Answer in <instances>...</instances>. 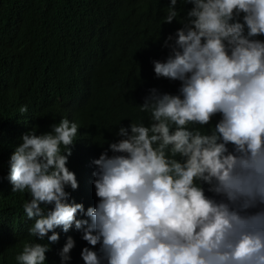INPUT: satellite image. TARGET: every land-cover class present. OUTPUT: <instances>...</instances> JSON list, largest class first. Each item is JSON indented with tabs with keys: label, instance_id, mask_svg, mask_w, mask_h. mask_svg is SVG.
<instances>
[{
	"label": "clouds",
	"instance_id": "clouds-1",
	"mask_svg": "<svg viewBox=\"0 0 264 264\" xmlns=\"http://www.w3.org/2000/svg\"><path fill=\"white\" fill-rule=\"evenodd\" d=\"M116 2L90 11L104 21L103 35L124 29V22L113 25L122 22ZM177 2L170 0L165 22L178 16ZM183 2L182 27L165 40L168 56L161 60L160 50L152 61L157 77L180 81L178 93L151 88L139 105L150 122L120 126V139L111 142L115 132L105 138L108 149H91V177L86 161L75 175L67 160L82 129L71 114L105 93L87 92L101 59L63 57L59 74L50 71L40 83L59 94L64 85L75 88L80 106L62 110L59 118H66L48 131L21 135L8 179L13 192L31 194L23 205L30 233L42 241L51 231L47 239L56 242L55 229L62 232L60 264L71 259L78 237L92 247L81 250L85 264H264V0ZM111 59L119 67L125 57ZM217 113L210 132L195 127ZM48 249L26 243L15 259L45 264Z\"/></svg>",
	"mask_w": 264,
	"mask_h": 264
},
{
	"label": "trees",
	"instance_id": "trees-1",
	"mask_svg": "<svg viewBox=\"0 0 264 264\" xmlns=\"http://www.w3.org/2000/svg\"><path fill=\"white\" fill-rule=\"evenodd\" d=\"M109 1L114 0H0V45H2L0 46V54H2L0 55V264H18L15 258L23 251L24 245L36 242L49 244V249L45 254V264H60L61 262L59 253L66 243L64 240L59 241L62 232L55 229L59 233V239L56 242H51L47 239V235H51V231L42 241L30 233L31 223L26 216L23 205L31 199V194L27 189L13 192L12 184L8 179V173L10 156L15 147L21 142L20 137L23 133L33 128H35L37 134L48 131L50 130L49 125L51 122H59L60 118L58 121L56 120L64 108L67 109L69 105H72L71 108L74 107L72 108L74 111L79 108L80 102L76 101V98L74 100L73 96L76 93H74L75 88L64 85L66 93L59 94L54 92V86L49 87L50 84L40 86L42 81L47 82L44 77L48 72L51 71L55 76L59 74L61 68L57 63L63 57L83 52L84 54H88L92 60L100 58L103 66L97 72L98 79L94 80L93 85L95 86L96 84L97 88L105 85L102 88L106 89L105 91H110V94L108 92L104 93L105 96L103 95V98H101H105L104 100H99L104 103H100L99 101L98 103H92L84 107L82 112L80 111V117L79 115L73 116V118L79 119L82 123L79 135H86L84 137H77V151L69 146L71 148V155L68 157L67 167L74 171L75 175L78 166L80 167L81 163L85 161V156L82 154L83 150H90L91 148L97 150V153L100 154L108 149L109 144H103L105 138L111 132H115L116 135V138L111 142L120 139L118 135L120 126L130 125L131 122H150V114L139 110V103L144 102V97L149 93L151 88H157L161 92L178 93L180 81H173L162 76L157 77L152 61L156 60L155 58L160 54V50L161 54L164 55L163 57L168 56L170 48L165 46V40L169 34H174L176 29L182 27L181 20L186 16L187 3H184L183 0H178L175 6L178 10V16L173 18L169 23L165 22L164 19L167 16L170 0H117L116 4L112 6L114 11L122 16V22L113 25L116 27L121 26L124 22V29L116 33L111 32V34L103 35L105 30H102L100 25L104 24V21L91 17L90 11L98 3H107ZM126 15H128L134 27L129 24ZM258 38L264 40V35ZM144 47L148 51L150 49L149 53L152 51L149 54L151 56H148V51H145ZM155 54L157 57H155ZM116 55L125 57L122 63L123 65L127 64V66H123L121 63L120 68H117V65L115 66L111 61L112 56ZM146 57L147 59H145ZM164 59L166 58H162L161 60ZM128 63L132 68L128 66ZM135 63L136 66H134ZM106 64L111 65V68ZM105 65L106 69L104 68ZM138 65L144 66V71L141 75L140 69H135ZM113 67L116 68L113 69ZM137 69L139 71H136ZM106 72L109 74H104ZM93 74L95 75L96 73ZM102 76L104 77L102 78ZM103 79L107 81L102 82ZM108 83L110 84L109 87ZM177 83L179 84L178 86H176ZM111 85L114 86L112 87ZM58 87H63V85H59ZM121 89H123V93ZM115 90L116 92H114ZM128 91L131 92L129 93ZM122 94L129 97L125 96L123 98ZM140 97H142V100ZM99 98L100 96L96 97V99ZM127 98L130 99L127 101ZM138 98L139 101H137ZM45 100L49 102V105L45 104ZM53 100L56 101H54V105L52 106L51 102ZM68 100L72 102L68 103ZM112 100H119V103H115L116 101L113 102ZM107 101L110 103H108L109 105ZM120 104L124 105V109ZM131 104L136 105V109ZM21 106H26L27 112L21 113ZM126 106L129 109L132 107L130 111ZM61 107L63 108L61 109ZM137 107L139 108L137 109ZM55 108L57 110H54ZM121 110L126 111L121 112ZM131 110H135L136 112L131 113ZM105 111L107 113H104ZM52 113L57 116H52ZM118 113L120 117L117 116L119 115ZM125 115L131 118L128 120L127 116V119L125 118L124 121ZM106 117L109 120H114V123L106 120ZM114 117L117 119H114ZM211 119L206 124L207 126L196 124L195 127H205L206 131L210 132L215 123L220 119V114H215ZM144 120H147V122ZM115 122L118 124L119 122L123 123L118 125ZM204 187L207 189L206 184ZM206 194L210 193L206 191ZM42 204L44 203L42 202ZM74 241V247L69 253L71 259L67 264H85L81 257V250L85 246L92 247L82 237H78Z\"/></svg>",
	"mask_w": 264,
	"mask_h": 264
},
{
	"label": "bare ground",
	"instance_id": "bare-ground-1",
	"mask_svg": "<svg viewBox=\"0 0 264 264\" xmlns=\"http://www.w3.org/2000/svg\"><path fill=\"white\" fill-rule=\"evenodd\" d=\"M15 13H16V12H15ZM16 16H17V15H16ZM16 16H15V17H16ZM0 17H1V16H0ZM6 17H7V16H6ZM9 20H10V19H9ZM88 25H89V24H88ZM89 26H90V25H89ZM142 27H143V26H142ZM84 32H85V31H84ZM80 33H81V32H80ZM110 36H111V35H110ZM84 38H85V35H84ZM89 39H90V38H89ZM0 41H1V40H0ZM95 42H96V41H95ZM61 44H62V43H61ZM93 45H94V44H93ZM0 46H2V45H0ZM89 46H90V45H89ZM77 47H78V46H77ZM1 48H2V47H1ZM139 48H140V47H139ZM78 49H79V48H78ZM81 49H82V48H81ZM113 49H114V48H113ZM144 49H146V48L144 47ZM137 50H138V47H137ZM152 50H153V49H152ZM141 51H142V50H141ZM145 51H148V50L146 49ZM145 51H144V53H146ZM149 51H150V49H149ZM149 51H148V56H151V55H149V54H150L152 51H151L150 53H149ZM62 53H63V51H62ZM116 53H117V52H116ZM155 53H156V52H155ZM89 54H90V53H89ZM153 54H154V51H153ZM0 55H2V54H0ZM48 55H49V54H48ZM140 55H141V54H140ZM155 55H156V54H155ZM155 55H153V56H155ZM60 56H61V55H60ZM66 56H67V55H66ZM66 56H65V57H66ZM92 56H93V55H92ZM146 56H147V55H146ZM158 56H159V55H158ZM163 56H164V55H163ZM139 57H141V56H139ZM139 57H138V58H139ZM142 57H143V56H142ZM142 57H141V58H142ZM155 57H157V55H156ZM3 58H4V57H3ZM135 58H136V57H135ZM141 58H140V59H141ZM157 58H158V57H157ZM157 58H155V59H157ZM162 58H166V57H162ZM109 59H110V58H109ZM109 59H108V61H109ZM145 59H147V57H146ZM145 59H144V60H145ZM8 60H9V59H8ZM102 60H103V59H102ZM105 60H106V59H105ZM110 60H111V59H110ZM141 60H142V59H141ZM141 60H140V61H141ZM106 61H107V60H106ZM111 61H112V60H111ZM142 61H143V60H142ZM109 62H110V61H109ZM127 62H128V61H127ZM127 62H126V63H127ZM134 62H136V61H134ZM145 62H146V60H145ZM3 63H4V62H3ZM124 63H125V62H124ZM129 63H130V62H129ZM129 63H128V66H129ZM101 64H102V62H101ZM111 64H112V62H111ZM130 64H131V63H130ZM106 65H108V64H106ZM106 65L104 66L105 69H106ZM114 65H115V64H114ZM114 65H113V66H114ZM122 65H123V63H122ZM125 65L127 66V64H125ZM125 65H123V66H125ZM3 66H4V65H3ZM108 66H109V65H108ZM110 66H111V65H110ZM110 66H109V67H110ZM115 66H116V65H115ZM123 66H122V67H123ZM134 66H136V63H135ZM134 66H133V67H134ZM122 67H121V68H122ZM129 67L132 68V66H129ZM140 67H141V66L138 65V67H135V69H136V68H140ZM110 68H111V67H110ZM114 68H116V67H113V69H114ZM117 68H118V66H117ZM119 68H120V66H119ZM127 68H128V67H127ZM131 68H129V69H131ZM150 68H151V67H150ZM108 69H109V68H108ZM125 69H126V68H125ZM119 70H120V69H119ZM127 70H128V69H127ZM127 70H126V71H127ZM131 70H133V69H131ZM150 70H152V69H150ZM107 71H108V70H107ZM109 71H110V70H109ZM114 71H115V70H114ZM120 71H121V70H120ZM124 71H125V70H124ZM124 71H122V72H124ZM136 71H139V69H137ZM104 72H105V71H104ZM112 72H113V70H112ZM116 72H118V71L116 70ZM122 72H121V74H122ZM147 72H148V71H147ZM99 73H100V72H99ZM150 73H151V72H150ZM44 74H45V73H44ZM102 74H103V73H102ZM104 74H109V73L106 72V73H104ZM104 74H103V75H104ZM111 74H113V73H111ZM119 74H120V72H119ZM93 75H94V74H93ZM97 75H98V74H95V75H94V76H95V79H98V78H97ZM113 75H114V74H113ZM144 75H145V74H144ZM116 76H118V75H116ZM142 76H143V75H142ZM103 77H104V76H102V78H103ZM107 77H108V76H107ZM102 78H101V79H102ZM116 78H117V77H116ZM112 79H113V78H112ZM105 80H106V79H105ZM105 80L103 79L102 82L105 81ZM109 80H110V79H109ZM144 80H145V79H144ZM106 81H107V80H106ZM142 81H143V80H142ZM173 81H174V80H173ZM43 82H44V81H43ZM112 82H113V81H112ZM171 82H172V81H171ZM109 83H110V82H109ZM109 83H108V87H109V85H110ZM161 83H162V82H161ZM175 83H176V81H175ZM171 84H172V83H171ZM173 84H174V83H173ZM179 84H180V82H179ZM179 84L177 83V85H176V84H175V85L178 86ZM114 85H115V84H114ZM114 85H113V86H114ZM116 85H117V84H116ZM126 85H127V84H126ZM129 85H130V84H129ZM99 86H100V84H99ZM103 86H105V85H102V86H100V87H103ZM111 86H112V85H111ZM111 86H110V87H111ZM113 86H112V87H113ZM124 86H125V85H124ZM159 86H160V85H159ZM164 86H165V85H164ZM167 86H168V85H167ZM170 86H173V85H170ZM3 87H5V86H3ZM3 87H2V88H3ZM69 87H70V86H69ZM100 87H99V88H100ZM106 87H107V84H106ZM112 87H111V88H112ZM127 87H128V86H127ZM174 87H175V86H174ZM5 88H6V87H5ZM122 88H123V86H122ZM176 88H177V87H176ZM96 89H97V87H96V84H95V86L93 85L91 88L87 89V92H93V91H95ZM115 89H118V88H115ZM40 90H41V89H40ZM71 90H72V89H71ZM71 90H70V92H71ZM124 90H125V88H124ZM111 91H112V90H111ZM122 91H123V89H121V92H122ZM75 92H76V91L74 90V93H75ZM105 92H108V93L110 94V91H105ZM114 92H116V90H115ZM114 92H112V93H114ZM118 92H119V91H118ZM118 92H117V93H118ZM128 92H129V91H128ZM130 92H131V91H130ZM130 92H129V93H130ZM140 92H141V91H140ZM45 93H46V92H45ZM122 93H123V92H122ZM125 93H127V92H125ZM129 93H128V94H129ZM142 93H143V92H142ZM50 94H51V92H50ZM52 94H53V93H52ZM115 94H116V93H115ZM133 94H136V93H133ZM36 95H37V94H36ZM53 95H54V94H53ZM67 95H68V94H67ZM107 95H108V94H107ZM112 95H113V94H112ZM116 95H117V94H116ZM122 95H123V94H122ZM45 96H46V95H45ZM104 96H105V95H104ZM125 96H126V95H123V98H125ZM127 96H128V95H127ZM127 96H126V97H127ZM49 97L51 98V96H49ZM66 97H67V96H66ZM108 97H109V95H108ZM108 97H107V98H108ZM110 97H112V96H110ZM128 97H129V96H128ZM130 97H131V96H130ZM133 97L136 98L135 95H133ZM45 98H46V97H45ZM100 98H101V97H100ZM100 98H99V99H100ZM102 98H103V97H102ZM107 98H106V99H107ZM140 98H141V100H142V97H140ZM104 99H105V98H104ZM104 99H101V100H104ZM110 99H111V98H110ZM110 99H109V100H110ZM112 99H113V98H112ZM121 99H122V97H121ZM129 99H130V98H129ZM129 99L127 98V101H128ZM132 99H133V98H132ZM132 99H131V101H132ZM136 99H137V98H136ZM74 100H75V98H74ZM107 100H108V99H107ZM54 101H56V100H53V102H54ZM68 101L72 102L71 100H68ZM76 101H78V100H76ZM76 101H75V102H76ZM105 101H106V100H105ZM112 101H113V102L116 101L115 103H117V102L119 103V100H118V101H117V100H115V101L112 100ZM124 101H125V99H124ZM131 101H129V102L131 103ZM137 101H139V98H138ZM38 102H39V101H38ZM63 102H64V101H63ZM63 102H62V104H63ZM99 102H100V103H104L103 101H99ZM113 102H112V104H113ZM122 102H123V101H122ZM122 102H121V103H122ZM33 103L35 104V102H33ZM95 103H96V102H95ZM97 103H98V102H97ZM108 103H109V102L107 101V104H108ZM126 103H127V102H126ZM133 103H134V102H133ZM136 103H137V102H136ZM141 103H142V102H141ZM141 103H139V104H141ZM31 104H32V103H31ZM45 104H48V105H49V102L45 100ZM109 104H110V103H109ZM109 104H108V105H109ZM124 104H125V103H124ZM127 104H128V103H127ZM134 104H135V103H134ZM134 104H133V105L131 104V106L133 107ZM66 105H67V104H66ZM115 105H116V104H115ZM118 105H119V104H118ZM120 105H121V104H120ZM57 106H58V105H57ZM57 106H56V108H57ZM62 106H63V105H62ZM71 106H72V105H71ZM73 106H75V105L73 104ZM79 106H80V105H79ZM97 106H98V104H97ZM116 106H117V105H116ZM121 106H122V105H121ZM129 106H130V105H129ZM135 106H136V105H135ZM135 106H134V107H135ZM137 106H138V105H137ZM59 107H60V106H59ZM75 107L77 108V106H75ZM122 107H123V109H124V105H123ZM132 107H130V109H131ZM56 108H55L54 110H57ZM62 108H63V107H61V109H62ZM72 108H74V107H72ZM72 108H71V109H72ZM126 108L129 109L128 106H126ZM138 108H139V107H137V109H138ZM64 109H65V108H64ZM77 109H78V108H77ZM118 109H119V108H118ZM123 109H122V110H123ZM130 109H129V111H130ZM135 109H136V107H135ZM114 110H116V109H114ZM122 110H121V112L126 111V110H124V111H122ZM139 110H140V108H139ZM52 111H53V109H52ZM77 111H78V110H77ZM101 111H102V110H101ZM134 111H135V110H133V111L131 110V113L134 112ZM81 112H82V110H81ZM81 112H79V113L81 114ZM112 112H113V111H112ZM117 112H119V111H117ZM117 112H116V113H117ZM135 112H136V111H135ZM137 112H138V111H137ZM79 113H77V112H73L71 115H73V116H75V115H76V116L79 115V117H80L81 115H80ZM104 113H107V112L105 111ZM109 113H110V110H109ZM118 114H119V113H118ZM41 115H42V114H41ZM107 115H108V114H107ZM107 115H105V116H107ZM113 115H114V114H113ZM129 115H132V114H129ZM133 115H135V114L133 113ZM37 116H38V115H37ZM39 116H40V115H39ZM43 116H44V115H43ZM46 116H49V115H46ZM52 116L55 117V116H57V115H55L54 113H52ZM52 116H51V117H52ZM115 116H116V115H115ZM117 116L120 117V114L117 115ZM117 116H116V117H117ZM127 116H128V115H125V117H124V121H125V118H126ZM34 117H35V116H34ZM109 117H110V115H109ZM111 117L113 118V116H111ZM121 117H123V116H121ZM132 117H133V116H132ZM5 118H6V117H5ZM13 118H15V117H13ZM62 118H66V117L64 116V117H62ZM62 118H61V119H62ZM117 118H118V117H117ZM117 118L114 117V119H117ZM130 118H131V117H130ZM130 118H129V116H128V120H129ZM142 118H143V117H142ZM9 119H10V118H9ZM61 119H60V120H61ZM119 119H121V118H119ZM122 119H123V118H122ZM126 119H127V118H126ZM143 119H144V118H143ZM143 119H142V120H143ZM146 119H148V118H146ZM7 120H8V118H7ZM51 120H52V118H51ZM58 120H59V117H58V119H57L56 121H58ZM106 120H109V118L106 117ZM149 120H150V119H149ZM210 120H212V119H210ZM8 121H9V120H8ZM109 121L113 122L114 120H113V121H112V120H109ZM144 121L147 122V120H144ZM111 122H109V123H111ZM141 122H142V121H141ZM141 122H140V123H141ZM28 123H29V122H28ZM31 123H34V122H31ZM51 123H52V122H51ZM55 123H56V122H55ZM113 123H114V122H113ZM113 123H112V124H113ZM115 123H117V122H115ZM122 123H123V122H122ZM122 123L119 122V124H118V123H117V124L120 125V124H122ZM142 123H145V122H142ZM36 124H37V123H36ZM145 124H148V123H145ZM34 125H35V124H34ZM109 125H110V124H109ZM39 126H40V125H39ZM123 126H124V125H123ZM125 126H128V125H125ZM204 126H205V125H204ZM206 126H207V125H206ZM37 128H38V127H37ZM108 128H109V126H108ZM116 128H117V127H116ZM203 128H205V127H203ZM40 129H41V128H40ZM38 130H39V128H38ZM38 132H39V131H38ZM78 136H80V137H84V136H86V135H85V134H80V135H77V137H78ZM89 147H90V142H89ZM85 151H88V152H85ZM82 154H83V156H85V161H86V163H85L86 168L83 170V172H84L85 176H89V177H91V176H92V172H91V163H92V160H93V156H92V150H91V148H90V150H83V151H82ZM89 189H90L91 193L93 194V198H94V199H93V202H94V204L96 205V203L98 202L97 199H98L99 197L97 198V197H96V193H95V192H92V191L94 190V188L90 187ZM96 246H97V245H96Z\"/></svg>",
	"mask_w": 264,
	"mask_h": 264
}]
</instances>
